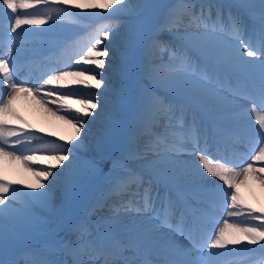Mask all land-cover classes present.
<instances>
[{
  "label": "snow or ice",
  "instance_id": "1",
  "mask_svg": "<svg viewBox=\"0 0 264 264\" xmlns=\"http://www.w3.org/2000/svg\"><path fill=\"white\" fill-rule=\"evenodd\" d=\"M256 3L258 11L256 4L251 3L228 6L225 11L224 7H214L203 0H177L153 32L150 0H103L102 4L0 0V49H6L0 51V264H13L5 258L9 246L38 228L46 233L45 243L42 249L29 254L27 264H95L97 260H102V264H230L224 258L245 241V250L252 251L248 246L258 245L264 252V207L247 204L240 194V185L249 180L264 187V167L254 166L255 162H264V117L258 119V127L249 126L248 134L257 141L249 155L239 164L226 166L232 162L225 157L209 158V143L219 142V136L233 141L242 138L228 129L212 132L200 116L202 110L232 102L233 98L252 105L251 109L245 107L241 115L255 112L257 107L264 111V0ZM72 8L97 11L81 13ZM41 9L46 11L41 13ZM100 9L122 14L123 23H107L94 29L85 45L59 67L42 73L30 87L28 80L18 78L19 50L15 41L44 35L38 26L51 27L56 21L77 23L94 15L108 19L111 13L103 16ZM240 9H246V14ZM185 18L195 30L179 33ZM121 28L127 44L124 59L118 64L106 63L110 54L114 55L110 46ZM164 30L177 31L181 46L164 44L155 34ZM146 37L149 57L161 47L172 48L169 63L162 67L166 73L164 83L179 98L175 102L152 98L145 103L137 94L134 58ZM148 64L151 66V60ZM222 71L236 78L225 81ZM84 88L103 91L84 92ZM22 96L30 97L70 125L76 143L69 142V147L26 131L31 126L14 108ZM49 103L57 105L55 111L47 107ZM101 116L105 118V132L98 148L109 157L123 151L127 159L143 158L135 136L128 139L126 147L122 142L129 123L137 134L151 135L159 121L162 131L149 141L155 157L144 165L147 178L141 170L125 167L124 175L111 182L101 198H117L115 214L97 221L94 231L86 217L72 220L67 205L80 178L97 169L95 162L78 164L75 153L83 145V140L77 139L81 129H87ZM201 141L204 147L200 146ZM189 147L199 154L196 168L175 162L173 154ZM37 153H52L39 158L50 161L47 167L31 166L30 162L38 160ZM4 161L20 164L31 174L32 182L10 179ZM104 167L107 168L106 163ZM62 176L63 203L57 204L51 189ZM173 187L183 188L184 192L174 195ZM209 202L222 204L228 218L243 216L245 220L233 224L221 216L223 226L218 227L220 220H214V214L209 213ZM121 209L137 213L136 221L122 224ZM145 213L149 214L146 218ZM68 225L75 239L68 233L61 234ZM177 236L186 239L188 246L179 245ZM60 252L70 256V262L58 260Z\"/></svg>",
  "mask_w": 264,
  "mask_h": 264
},
{
  "label": "bare ground",
  "instance_id": "2",
  "mask_svg": "<svg viewBox=\"0 0 264 264\" xmlns=\"http://www.w3.org/2000/svg\"><path fill=\"white\" fill-rule=\"evenodd\" d=\"M77 1L74 0V3L85 4L86 1L99 3L100 0H77ZM95 22H90L88 19H85L84 23H82L81 26L79 27V28H82L84 30L82 32V34L83 35H89L97 27H99L103 24L111 23V21L108 22V19H104L102 16H99ZM29 27L36 28V26H29ZM49 44H50L49 40L42 39L35 46L28 47V45H25L26 47L21 52H19V57L17 59L18 66H22L23 64H25V60L27 61L26 65L30 66L31 65L30 62L34 58L32 56L34 55L37 57L42 53H46V51H47L46 46ZM16 48H17V45H16ZM62 49H63L62 46H60L59 48H55V50H57L59 52H61ZM5 50L6 49H2L1 51H5ZM51 52L52 51H50L44 57H47ZM144 58L146 59V57H144ZM62 62L63 61L60 59V55L57 54V55H55V59L52 60L51 66L59 67L60 63H62ZM37 65L39 66L40 64H37ZM158 65L162 66L161 63H159ZM74 67L79 68V67H81V65H74ZM89 67H94V66H89ZM96 71H98V69H96ZM106 76H107V73H106ZM18 78L22 80V77H18ZM83 91L84 92H88V91L96 92V91H103V89L96 90V89L84 88ZM225 95H227V94H225ZM52 99H54V98H52ZM76 105H78V104H76ZM47 107L52 108L53 111H55L57 108V105L49 103L47 105ZM245 107L248 109H251L252 105L250 103H247V102L241 100L240 98H233L232 102H225L219 107L213 106V107L207 108V110L210 112H216V113H218V115L229 119L230 121L227 119L225 120L223 118H220V116H216V117H218V119L225 120L226 122L232 123L234 126L238 127L239 128L238 131H233V132L238 133L242 139L247 140V138L243 137L240 133H248L249 126L258 127V119L260 117H264V111H262L259 108H256L255 112L245 113V114L241 115V113L243 112V109ZM14 108L19 113V115L21 117H23V120L25 122H27V125L31 126L30 128H26L25 129L26 131L36 132V134L41 135L42 137H44L47 140H53V141H56L57 143H62V144L69 146V147H71V144L76 143L75 140H72V135L74 133V129L70 125L59 120L56 115H52L50 112H48L45 109V107H42L41 105L37 104L30 97H23V96L20 97L15 102ZM60 114H64V113H57V115H60ZM72 115H75V113H72ZM89 119H91V118H89ZM158 122L159 121H157L156 123H158ZM164 123H166V121ZM37 130H39V131L37 132ZM153 131H154V129H151V133H153ZM54 133H57V134H54ZM85 133H86V135H85ZM146 133L147 132H141V133L137 134V132L134 131V135H135V139H136V146L138 147L140 152L143 154V156H144V154L148 153L147 152L148 149H151V147L146 146L147 143H145ZM86 136L90 137L84 129H81V137H77V139L83 140V145L79 151H88V150L94 149V144H91L90 142L87 143L85 141ZM60 137H64V140H60ZM247 137L252 139V137L250 135H248ZM242 139H240V140H242ZM247 141H250V140H247ZM69 142H71V144ZM40 154L41 153H37L38 160L36 161V163L33 162L32 165H37L38 169H43L44 167L48 166L50 161H48L46 159H44V160L39 159ZM75 154L77 155V157H80L77 154V152ZM198 156H199V154L196 152H193L192 148L189 147L182 152L176 153L174 155V158H175V162L178 166H191L192 168H196L199 166ZM102 158H103L102 156L96 154L95 156L82 157V160L86 164H88L89 162H95V164L97 165L96 170H99L100 165H101L100 161ZM149 159L152 160L154 158H149ZM134 160H136L137 163L139 165H142V166H144L146 163V159H144V158L141 160L140 159H134ZM3 164L8 171V175H9L10 179H18V180L22 181L23 183H29L32 181V178L29 175V173L24 171L23 167L20 164H17L15 162H8V161H4ZM111 165L112 166H118L119 164L115 163V164H111ZM254 166H256L257 168L264 167V162H255ZM96 170H94V171H96ZM117 170H119L118 167H110V169H108V173H115ZM205 175H207V173H205ZM209 179H213V178L209 177ZM240 179H243V177L241 176ZM216 182L219 183V181H216ZM20 187H22V185H20ZM240 194H241L242 199L244 201H246L247 204H251L256 208L264 207V187H261L257 181L249 180V182L247 184H241L240 185ZM103 203H104V200H101V201H99V203H96V206L93 208V212L97 213V209H99L100 208L99 206L102 205ZM105 208H107V207H105V206L101 207V209H105ZM114 208L115 207H113V208L109 207L108 210L111 212L112 210H114ZM99 211H101V210H99ZM114 213H115V211H114ZM144 217L146 218L147 216L144 215ZM119 218H120V221L122 224H125V223L126 224H132L137 219V213H135V212L125 213L121 209L120 214H119ZM233 219H237V218H233ZM99 220H101V219H99ZM240 226H242V225H240ZM243 226H245V225H243ZM163 231L165 233L168 232V230H166V229H163ZM175 239L178 241L179 245H181V246L188 245L186 242H184V240L181 237L177 236V237H175ZM246 243H247L246 241L243 242V244H246ZM243 244L236 245L234 247L238 251L246 252L247 250L244 249ZM230 247H232V246H230ZM248 247L250 249H253L250 252H254L255 254H258L261 252L259 250L258 245H255V246L249 245ZM261 258H264V252H261V254L258 255L255 258V260H253L252 262L246 261L243 264H254V262H257ZM70 260H71V258H70Z\"/></svg>",
  "mask_w": 264,
  "mask_h": 264
},
{
  "label": "rangeland",
  "instance_id": "3",
  "mask_svg": "<svg viewBox=\"0 0 264 264\" xmlns=\"http://www.w3.org/2000/svg\"><path fill=\"white\" fill-rule=\"evenodd\" d=\"M75 1H77V0H75ZM175 1L176 0H150V2L153 5V8L151 9V23H152L153 32H155V29L164 21L169 10L172 8L169 5L171 3H174ZM249 1H255V0H249ZM73 2H74V0H73ZM108 2H110V0H108ZM86 3H89V1H86ZM99 3L102 4L103 0H100ZM67 7H71V6L68 5ZM71 10L73 12H81V13L97 11V10H92V9H87V8H83V9L72 8ZM99 12L103 13V16H109V14L111 13V15L108 18V22L111 21V24H113L114 26L123 23L122 14H120V13H112L111 9L107 10L106 12L103 9H100ZM97 16H100V15H94L91 17H97ZM83 21L84 20H79L77 23H72L70 21H63V22L62 21H56L55 23L50 22L51 27L48 24L38 26V27L46 29L47 30L46 34L49 35L47 37V39H51L50 33H54V34L68 33L70 30H73L75 28H79L81 26V24L83 23ZM186 29L188 31H194L195 26L190 25L188 23V20H184L183 26H181L178 31H179V33H182ZM155 34L159 35L161 41H163L164 43L167 42V45L169 44V42H171L172 44H175V41H177V39H178V33L175 30L174 31L164 30V31H161V32H158ZM104 43H107V42L105 41ZM147 44H148V40L146 37L145 40L142 42V44L137 48V51L135 53V58H134L135 87H136V91H137L138 96L140 98H142V100L145 103L149 102L152 98H158L161 101H165V98L168 96H177L174 89L171 88L170 86H168L166 83H164V80L166 77V73L164 72V70L162 68L155 67L153 63L151 64V66H149V64H148L149 60H151V62L163 61L166 64H168L170 61V57H171V56H168V53L172 55V51H170L169 49H165V48L161 47L160 49L156 50L151 57H149L148 55H146ZM100 47H103V43ZM110 47H111L112 51L114 52V55L110 54L109 58L106 59V63H108L109 61L114 62L116 64L120 63L121 60L124 59V54H125V51L127 48V44H126V40H125V32H124L123 28L120 29V32L113 39V42H112ZM143 54H145L147 57V59H146L147 64H145L144 66L142 64ZM153 69H155V71H153ZM98 71H101V70L98 69ZM103 99H109V97H103ZM74 107H79V105L74 104ZM155 126H158L160 128L161 122H158ZM134 129L135 128L131 123L126 125L124 136L122 137V142H123V139L125 140V142L128 141V139L130 138V133ZM84 130L90 136V137L86 136L85 141L87 143L90 142L91 144H94V149L88 150V151H77V154L80 156V157H78L79 159H78L77 163L82 165V166L87 165L82 160V157H89V156H91L92 153L97 152L96 149L98 148V144L100 143V141L104 135V132H105V118L103 116L96 118L95 120H93L92 124H90L88 126V128L84 129ZM54 134H57V133H54ZM154 138H155L154 135H147V138H146L147 144H149V141L151 139H154ZM124 146H125V144H124ZM148 146L151 147L150 144ZM150 150L151 149H148V151H147L148 153L144 154V156H143V158L146 159V161H149L150 160L149 158L155 157V152H153L152 150L150 151ZM51 154L52 153H41L40 155H43V157H47V156H50ZM143 158H141V159H143ZM108 161H109V159H108ZM103 162L108 164L107 161H105V160H103ZM65 163H67V162H65ZM104 163H102V165H101V167H103V168H104ZM31 166L36 168L34 165H31ZM57 171H59V169H57ZM29 175L31 176L30 173H29ZM31 178H32V176H31ZM64 181H65V177L62 176L60 178V181L57 182L53 186V188L51 189L52 195L54 196L57 204L63 203ZM25 191H29V189H26ZM73 196H74V193H73ZM105 207H109V206H105ZM105 209H107V208H105ZM105 209H101V211L97 210V213L95 214L97 219L99 218L102 220L103 218H108V217L112 216V214L110 215V214L106 213ZM112 211L114 212V210H112ZM33 232H34V230L27 233L26 236L28 237V236L32 235ZM61 234L64 235L63 232ZM40 243H42V242H40ZM13 251H18V249H14ZM56 258L58 260H62V259L68 258V255L64 254V252H60L57 254ZM246 259L250 260L249 258H246ZM257 264H264V259L259 261Z\"/></svg>",
  "mask_w": 264,
  "mask_h": 264
}]
</instances>
